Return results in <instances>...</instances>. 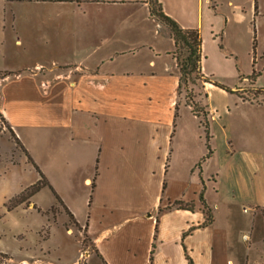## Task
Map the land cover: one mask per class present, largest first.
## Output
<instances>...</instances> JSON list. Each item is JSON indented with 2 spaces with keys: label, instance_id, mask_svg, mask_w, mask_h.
I'll return each mask as SVG.
<instances>
[{
  "label": "rangeland",
  "instance_id": "374dc122",
  "mask_svg": "<svg viewBox=\"0 0 264 264\" xmlns=\"http://www.w3.org/2000/svg\"><path fill=\"white\" fill-rule=\"evenodd\" d=\"M77 1L0 0V232L20 231L29 240L49 232L42 243L48 261L70 263L78 240L84 249L89 240L79 236L59 196L80 223L89 213L93 232L110 231L100 245L108 262L146 264L158 198L182 197L200 214L202 171L212 223L193 242L205 253L199 264H264V0H203L201 26L194 29L208 83L189 80L179 90L174 65L163 55L172 48L163 24L139 5ZM190 19L198 23L192 12ZM1 104L12 121L27 124L17 131L31 143L28 156L49 184L33 195L39 206L33 208L46 216L3 211L39 177ZM171 125L168 189L160 196ZM99 143V188L88 207L85 179L93 178ZM163 216L156 264H182L177 236L190 220ZM86 264L101 262L91 255Z\"/></svg>",
  "mask_w": 264,
  "mask_h": 264
},
{
  "label": "crops",
  "instance_id": "0c3cea01",
  "mask_svg": "<svg viewBox=\"0 0 264 264\" xmlns=\"http://www.w3.org/2000/svg\"><path fill=\"white\" fill-rule=\"evenodd\" d=\"M93 1H95L97 3H108V2H110L111 4H115V3L125 4V3H127V4L139 5L146 11V16L148 18H151L152 20L156 21L152 16H150L148 6H147V3L145 2V0H93ZM202 2H203V0H160L162 11L167 16H169L171 19H173L183 29H194V27L201 26ZM208 2H209L208 0H205V3L209 5ZM190 12H192L193 16H194V14L196 15V18H197L196 22H198V23H195L194 21H192L190 19ZM159 25H161V24L159 23ZM163 27L167 30L168 37H169V39H171L169 30L164 25H163ZM171 42H172V48L170 50L166 51V53H164L163 55H165V54L169 55L170 60L173 63L174 68L172 66V70L176 71V75H177L176 84L178 85L179 73H178V69L176 67L175 60L172 57V52L174 51V45H173L172 39H171ZM155 56H159V52H155ZM70 84H73V86H70ZM68 86H69V88H74L75 82L68 81ZM54 88H55L54 90H56V86ZM51 95H52V92L50 93V96ZM1 109H2L1 115L5 119V121L8 125V128L12 132L14 138L17 140V142L19 143L21 148H23V150L28 155H30V154L33 155L32 151H31L32 150L31 149V143L29 142L28 139L23 137L21 132L17 131V127L19 125H24V127H25V126H27V124L23 123L21 121H16V120L12 121L10 119L9 114H7L6 110L2 107V104H1ZM223 112H224V110H223ZM224 114H226V112ZM210 126H211V122H210ZM174 129H175V127L172 129V125H171V130H170L168 137H167V140H168L167 141V143H168L167 150L165 152H163V160H164V161L162 160L163 178L159 183L160 192H161L160 196H162V194L165 193L168 189V182H167L168 180L165 182L163 179H164V176L166 175V173L168 171L167 168L169 169V166L166 165V169H164V167H165L166 163L170 162V155L172 153V139H173V136L175 133ZM156 152L157 153L159 152L158 145H157V151ZM103 155L104 154L102 151V145H101V143H99V145L96 149V154H95V158H94V165H93V175H94V167H95V165L97 166V179L95 182L94 190L92 193L90 192L91 194L89 195L88 207L92 206L93 195L99 188L100 173L98 174V169H99L100 162H101V164L103 162ZM212 155H213V151H212L211 156ZM24 158L27 160L25 154H24ZM96 160H97V163H96ZM34 165L36 166L37 164L35 163ZM199 172H200V177H201L202 171H199ZM93 175H92V177H93ZM198 177H199V175H198ZM91 179H89V178L85 179V182L89 183V188H90ZM199 181H200V186H201L200 188H202L201 181L203 182V179L200 178ZM163 182L165 183L166 187H165L164 191L162 192L161 187H162ZM200 191H201V189H200ZM57 199H55L56 202H58L62 206V209L65 212V214L68 216V214H67V212H68L72 216L71 219L69 216L68 217L73 222V225L75 226L74 228L77 230V233L79 234V236L80 235L82 236V234H83L89 240V245L85 249L82 246L81 240L80 239L78 240L77 256L73 261H71L68 264H80V263L86 264L87 260L91 257V255H94L95 257H97L100 260L101 264H104V263L105 264H111L110 262H108L107 255L103 252V250L100 249L101 243L109 237L110 231L102 230V231H99L98 233L93 232L94 230H93V226L90 223L89 213H88V217L85 220L84 224H82L83 222L80 223L78 220H76L75 216L72 214V212L69 210V208H67L62 197L57 196ZM177 201L184 202L182 197H180L178 199H174L172 201H170L169 199H166V201H163L162 197H160V198H158V201L155 203L157 213L159 214L161 210H163V211H161L163 213L160 216H157L158 214L155 213V217L153 219H151L152 230L150 232V237H149L148 254H146V258H145L144 263H146V264L148 263L149 252L151 250L152 244H154L155 245V251L153 254L152 264H156V257H157V254L159 252V245H160V239H161L160 233L162 231V229H161L162 219L164 217L163 215H165L166 213H169V212H173L176 215H182V216L186 217L187 220H190L186 223V226L179 231V234L177 236V241L179 243V247H180V251H181L182 259H183L182 264H187V261L185 260L184 255H186L191 260V264H199L198 257L199 256L202 257L203 254H205L203 252L204 250L202 252L198 253L197 247L199 246V244L193 243L194 239L196 238L195 236L199 235L200 232H202L203 230L209 228V227H204V228L200 227L203 219H202V212L200 214L198 212L201 211V209L196 208L197 210L195 211V209H194L192 212L186 211V210H179V209H176L175 207H173V203L177 202ZM162 202H167L166 207H171V208L170 209H166V207L161 208L160 204ZM26 203H27V205H26ZM26 203L24 202L22 204H19L18 206H16L15 208H13L10 211H6V209H4L3 211L5 212L6 215H13V214L17 213L18 211H21V213L25 214V215H27L28 213H35L37 215L46 216V215H42L39 211H37L38 208H36L37 210L35 208H33L34 205L38 206V204L35 201L33 196L31 198H29ZM159 209H160V211H159ZM41 210H43V209L41 208ZM148 219H150V217H148ZM155 226H156V233L154 231ZM66 233L68 234L67 231H66ZM46 234H47V236H45L44 238H41L38 240H29V238L20 231H13L12 233L10 232L9 235H8V233H5V232L1 233L0 232V255L5 256V258H6L5 264H53L50 261H48L47 256L49 253L48 252L44 253L43 248H42V243H45L46 240L49 238V235H50L49 232ZM68 235H70V234H68ZM154 236H156V237L154 238ZM6 238L8 239L7 241H9V244L4 240ZM206 248L207 249H205V251L206 250L211 251L213 246L208 244L206 246ZM184 251H185V253H184ZM196 253H198V254H196ZM204 264H206V263H204Z\"/></svg>",
  "mask_w": 264,
  "mask_h": 264
},
{
  "label": "trees",
  "instance_id": "16d2710c",
  "mask_svg": "<svg viewBox=\"0 0 264 264\" xmlns=\"http://www.w3.org/2000/svg\"><path fill=\"white\" fill-rule=\"evenodd\" d=\"M47 1V0H44ZM48 1H54V2H73L77 0H48ZM148 6L149 14L152 16L157 22L163 24L170 33V37L173 41L174 45V51L172 52V57L175 60L176 67L178 69L179 77H178V90L180 89V86L185 84L187 81L200 79L203 82H207L208 80L203 76L201 73V37L198 29H183L181 28L173 19H171L169 16H167L161 8L160 0H145ZM195 73L197 77L191 78L192 74ZM176 106V105H175ZM191 106V113L193 116L197 117L196 111H195V105H189ZM176 110V107H175ZM176 115V114H175ZM10 131V130H9ZM203 132L205 134V147H206V154L203 159L210 158L212 154V150L209 145V132L207 126L203 128ZM11 135L13 136L12 132L10 131ZM14 137V136H13ZM17 145L19 143L14 138ZM20 146V145H19ZM21 147V146H20ZM23 153L25 154L27 161L33 166L34 170L38 174V181L29 186L28 188L23 189L20 193H18L16 196L8 199L7 203L4 204L6 211H10L19 204H22L24 202H27L28 198L35 195L41 188L48 187V182L44 179L42 174L39 172L37 167L33 164L32 160L28 156V154L21 148ZM167 161V160H166ZM97 163V160H96ZM164 169H166V164ZM199 179L200 172L198 173ZM97 177V166L94 167V175L92 178V181L90 183V192L92 193L95 187V178ZM202 188L198 195V200L200 204L202 205V213L204 217V221L202 222L201 226L202 228L209 226L212 223V219L210 216V209L206 204L205 199L203 198V191H204V184L201 181ZM165 183H162V192L165 189ZM90 193V194H91ZM57 199V197H56ZM58 200V199H57ZM90 201V200H89ZM89 203V202H88ZM173 207L179 210H186L192 212L194 210V205L192 202L184 203L182 201H177L173 203ZM171 207H166V209H170ZM160 211V209H159ZM70 219L72 216L67 212ZM156 233V226L154 228ZM184 236V235H183ZM156 236H154L155 238ZM155 251V245L152 244L151 250L149 252V258L147 264H152L153 260V254ZM185 253V251H184ZM185 260L187 261V264H191V260L186 256ZM105 264V263H104Z\"/></svg>",
  "mask_w": 264,
  "mask_h": 264
},
{
  "label": "built area",
  "instance_id": "2783aa9c",
  "mask_svg": "<svg viewBox=\"0 0 264 264\" xmlns=\"http://www.w3.org/2000/svg\"><path fill=\"white\" fill-rule=\"evenodd\" d=\"M243 239H244L245 241H247V240H248V237L245 235V236H243Z\"/></svg>",
  "mask_w": 264,
  "mask_h": 264
},
{
  "label": "bare ground",
  "instance_id": "6f19581e",
  "mask_svg": "<svg viewBox=\"0 0 264 264\" xmlns=\"http://www.w3.org/2000/svg\"><path fill=\"white\" fill-rule=\"evenodd\" d=\"M70 86H73V84H70ZM88 184V183H87Z\"/></svg>",
  "mask_w": 264,
  "mask_h": 264
}]
</instances>
